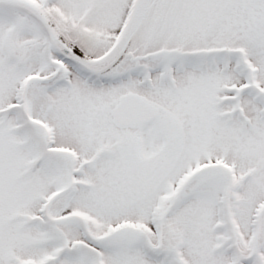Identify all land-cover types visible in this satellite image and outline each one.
Instances as JSON below:
<instances>
[{"label":"snow or ice","instance_id":"snow-or-ice-1","mask_svg":"<svg viewBox=\"0 0 264 264\" xmlns=\"http://www.w3.org/2000/svg\"><path fill=\"white\" fill-rule=\"evenodd\" d=\"M0 264H264V0H0Z\"/></svg>","mask_w":264,"mask_h":264}]
</instances>
